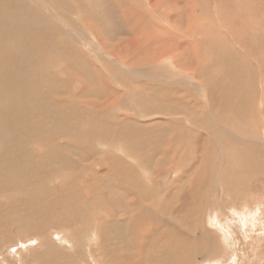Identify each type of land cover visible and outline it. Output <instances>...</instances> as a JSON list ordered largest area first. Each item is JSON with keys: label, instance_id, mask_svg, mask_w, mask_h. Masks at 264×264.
<instances>
[{"label": "bare ground", "instance_id": "obj_1", "mask_svg": "<svg viewBox=\"0 0 264 264\" xmlns=\"http://www.w3.org/2000/svg\"><path fill=\"white\" fill-rule=\"evenodd\" d=\"M133 2L0 0V264H197L223 250L208 209L230 219L236 204L264 205L262 16L251 20L238 0ZM168 2L186 10L182 29ZM115 8L122 48L102 37L118 29ZM146 42L153 48L133 46ZM98 47L114 63L132 47L153 65L131 72L141 88H114L107 76L123 77L97 66ZM10 95L24 99L23 116ZM262 217L250 236L221 221L235 237L229 264H264ZM24 240L34 258L22 257ZM73 243L84 252L67 254Z\"/></svg>", "mask_w": 264, "mask_h": 264}, {"label": "rangeland", "instance_id": "obj_2", "mask_svg": "<svg viewBox=\"0 0 264 264\" xmlns=\"http://www.w3.org/2000/svg\"><path fill=\"white\" fill-rule=\"evenodd\" d=\"M246 1H248V2H246ZM214 1H212V2H210V1H207V6H211V4L213 3ZM241 2V3H240ZM161 3H163V2H161ZM161 3L159 4L160 5V7L162 6L161 5ZM169 4H170V7L169 8H171V9H169V8H167V9H169V10H171L172 11V13H173V11L175 12V14H177V13H179V19H178V21L177 22H175V24L173 25V26H175V27H178V25H180L181 26V29H182V25H181V21H182V17H186L187 16V12H186V10L183 8V7H181V4H179L178 6H174V3L173 2H168ZM249 3V4H248ZM133 4L134 5H140V0H137V3H135V2H133ZM167 2H165V6L167 7ZM238 4H246V5H248V6H246V8H250L249 9V15L251 16L250 17V19L251 20H253L254 18H256V17H258V16H262V27H263V29H264V0L263 1H260V4H257L254 0H238ZM164 6V5H163ZM172 6H174V7H172ZM213 6H215V3L213 4ZM136 7V6H135ZM259 8V7H261V12L260 13H256L257 12V8ZM117 9L115 8L114 9V11H116ZM160 11V10H159ZM214 11H215V7H212V14L211 13H209V12H207L205 15H204V18H205V21L207 22V23H210L209 21L211 20V17L213 16V14H214ZM116 15H120L119 13H118V10L116 11V12H114V14H113V10H111V15H110V19L108 20L109 22H113L112 24H111V26L112 25H116L115 26V28H118L117 30H115V29H113L112 27H111V30L113 31V32H111L110 33V35L111 36H106V35H103L102 37H103V39H105V40H107V41H110V39L111 38H117V39H119V46H120V48H122L124 45L123 44H125V43H127L126 42V40L129 38V36L121 29V28H119V26H120V21L118 20V19H120L119 18V16H117L116 17ZM148 15L149 16H152L153 17V19H155V18H161V12H159V13H157V14H152L151 15V13H149L148 12ZM160 17H159V16ZM115 16V17H114ZM217 17H219L217 20H221L222 19V17H221V15H217ZM114 18V19H113ZM117 20V21H116ZM180 20V21H179ZM219 20V21H220ZM75 21H76V23L81 27V28H85V25L87 24V23H91V21H83V20H80V19H75ZM225 20H222V22H224ZM163 25L165 26V28H167L169 31H171V27L168 25V24H165V23H163ZM97 27H99V28H101L100 26H97ZM108 28H110L109 26H108ZM180 29V30H181ZM180 30L178 29V32H180ZM115 31V32H114ZM176 31H177V29H176ZM205 31H206V33H208L209 32V28H208V25L206 26V28H205ZM92 30H91V35H89V37L90 38H92L93 37V34H92ZM193 33V31H191V34ZM146 34V33H145ZM205 36H207L206 34L203 36V37H205ZM107 37H110V38H107ZM116 43V41H115V39H113L111 42H110V45H108V46H111V48H113L112 47V45H114ZM88 44L89 45H91V41H88ZM133 46H135L136 48H144L145 50H148V47H150V49L151 48H153V46L152 45H150L148 42H146L145 44H137V45H135V44H133ZM77 47L80 49V50H82V51H85L84 49V47H82V45L81 44H79V45H77ZM257 47H259L258 45H257ZM120 48L118 49V54H119V56H120V61L119 62H117V63H114V62H112V60H111V58L110 57H107L105 54H103L102 52H101V47H98L97 49H96V51L97 52H101V58H102V60L103 61H101V63H99L98 61L97 62H95L96 60L95 59H93L92 60V62H95L96 64H97V66L99 67V66H101L100 68H102V70L107 74V71L111 68V65H112V69L118 74V76L120 75H122V77H123V83H120V84H118V83H112V80H111V76L110 75H108L107 77H108V79L110 80L109 82L112 84V86L114 87V88H117V90H119L120 92H123V93H125V94H127V91L126 92H124L125 90H127V89H134L135 90V88H141L140 86H136L135 84H136V82H144V79H142V78H138V77H135L136 76V73L138 72V71H140L141 69H143V68H146V67H151V66H153V65H151L149 62H145V64L144 65H142L139 61H138V56H136V54L134 53V49H132V47L131 48H127V49H124V50H120ZM258 49V48H257ZM144 60H148V57H146V58H143ZM104 60H106V61H104ZM167 61H168V59H165V60H163L162 62L163 63H165V64H167ZM113 63V64H112ZM105 64H108V65H105ZM157 64V63H156ZM156 64H154V65H156ZM108 66V67H107ZM114 67V68H113ZM169 69L170 70H172V68L169 66ZM174 71V70H173ZM131 72H133L134 73V75L135 76H133L132 74H131ZM126 75V76H125ZM70 76V74H68V73H66L65 75H63V74H61L60 75V79H62V80H65V78L66 77H69ZM64 77V78H63ZM128 78V79H127ZM127 79V80H126ZM139 80H141V81H139ZM133 81V82H132ZM73 84L74 85H79V83L81 82V78H76V79H74L73 81ZM101 82L103 83V79H101ZM128 83V84H127ZM126 84L127 85H129V86H126ZM117 85V86H116ZM132 85V86H131ZM97 86H99L98 85V83L95 85V87H97ZM116 86V87H115ZM121 87V88H120ZM132 87V88H131ZM64 88V87H63ZM97 89V88H96ZM145 94L146 95H150V96H152V94H151V90H146L145 91ZM66 96V95H65ZM65 96H63V97H65ZM90 97V96H89ZM88 97V98H89ZM9 98L10 99H12L13 100V105L16 107V109H17V118L18 117H20V116H23L24 115V106H25V101H24V99L21 97V96H19V95H10L9 96ZM56 99H58L57 97H56ZM90 99H91V97H90ZM59 100V99H58ZM131 103H133V102H131ZM161 103V102H160ZM4 114H2V117L4 118ZM149 122H154L155 121V119L154 118H150L149 120H148ZM140 122L141 123H144V119H141L140 120ZM108 150V149H107ZM259 194H261V196L263 197L264 196V194L263 193H261V192H258ZM229 199V197L227 198V200ZM226 200V201H227ZM224 202V203H221L222 204V206H225V207H228L230 204H232V202H230V201H227V202ZM228 202H230V203H228ZM256 202V201H255ZM215 203V202H214ZM217 203V202H216ZM242 203V202H241ZM241 203L240 204H236V206L235 207H232V208H229L230 209V211H229V214H231V212H232V214H231V218L230 219H228V217H226V219L225 218H223V215H226L225 213H221V212H219V209H220V207L221 206H219L218 207V205H216L213 209H208V213L206 212V214L207 215H209L208 217H207V219L206 220H208L209 221V225L211 226L210 227V230L211 231H213V232H215L216 233V235L215 236H217L218 237V239H219V237H220V243L218 244V246L214 249L215 250V252L218 250V247L220 246L221 248H223V250H222V253H221V256L219 255V256H216V254H215V258H214V254H207L206 256H202V255H195V257H194V259L197 257H199L198 259L196 258L195 260H197L198 262H196L197 264H207L206 262H208V264H212V263H216V260L218 261V260H223L224 262H220L221 264H229L228 262H234V261H230L228 258H229V251L230 250H232V247H233V245L231 244V242H233L234 240H232V238L231 237H233V235L232 236H229V232H227V229H226V225L225 224H223L221 221H226L227 223H228V225L230 226V227H232V226H234V224L236 223H240L241 224V222L243 223V225H244V228L243 227H241L242 228V230L244 229V231L246 232L245 234H246V236H250V234H251V229H250V226H249V224L253 221V220H255V218H257V217H259V216H261L262 214H264V209L262 210V208H264V205H263V203L261 202V203H257L256 202V204H245V202H244V204H243V206H241ZM236 207H238V210H235V208ZM228 214V215H229ZM237 215V217L236 218H234V215ZM240 215V216H239ZM246 215H248V216H246ZM211 216V217H210ZM239 217V218H238ZM238 219H240V221L238 220ZM238 222H237V221ZM256 220H258V219H256ZM262 220L264 221V217H262ZM229 221V222H228ZM255 222V221H254ZM259 222L260 223H262V221H260L259 220ZM245 223H248V224H245ZM252 228V227H251ZM257 228H258V225H254V227H253V230L255 229V232H257ZM247 229H249V230H247ZM212 233V232H211ZM232 234H234V233H232ZM242 234H244V232L242 233ZM66 235V234H65ZM234 236H236V237H238V236H241V235H239V234H234ZM262 236H264V230H263V233H262ZM234 239H235V237H233ZM264 238V237H263ZM26 243H27V245L28 246H26L27 248H25V253H23V255H22V257H33L34 258V255L36 254L37 255V253H38V247H37V245H33L34 243H31V241L32 240H30V241H26V240H24ZM24 241L22 242L23 244H24ZM21 244V243H20ZM29 245H31L32 247H30ZM46 246H48V245H46ZM46 246H44V247H46ZM237 246H240V244H237ZM17 247H19V245H17ZM17 247H15V248H17ZM29 247V248H28ZM15 248H13V249H15ZM69 248V247H68ZM68 248H66V249H64V251L66 250L67 251V254H69V253H73L74 251L75 252H79L80 253V251H83L81 248H78V247H75V245H74V243H73V248H69V249H71V250H67ZM94 249H96V245L93 247ZM8 250V249H7ZM61 250H62V248H61ZM80 250V251H79ZM20 251V250H19ZM45 251H47L46 249H45ZM72 251V252H71ZM27 252H29L28 254H26ZM84 252V251H83ZM8 255L7 257H11V259H12V256H11V254H10V251H7L6 253H3V255ZM47 254H48V251H47ZM95 254V253H94ZM93 254V255H94ZM208 257V258H207ZM91 262H92V264H98L97 263V261L95 260V258L93 259V260H91ZM200 262V263H199Z\"/></svg>", "mask_w": 264, "mask_h": 264}]
</instances>
